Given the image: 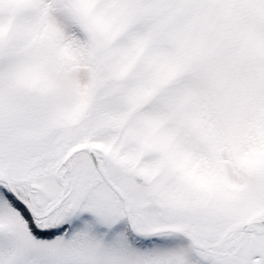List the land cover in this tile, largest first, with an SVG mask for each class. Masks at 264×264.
Returning <instances> with one entry per match:
<instances>
[{"label":"snow or ice","instance_id":"1","mask_svg":"<svg viewBox=\"0 0 264 264\" xmlns=\"http://www.w3.org/2000/svg\"><path fill=\"white\" fill-rule=\"evenodd\" d=\"M0 264H264V0H0Z\"/></svg>","mask_w":264,"mask_h":264}]
</instances>
